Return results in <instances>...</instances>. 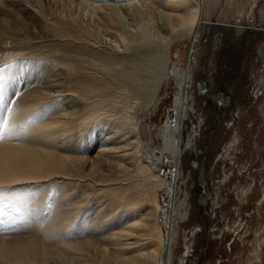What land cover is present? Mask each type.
Wrapping results in <instances>:
<instances>
[{
    "label": "bare ground",
    "instance_id": "6f19581e",
    "mask_svg": "<svg viewBox=\"0 0 264 264\" xmlns=\"http://www.w3.org/2000/svg\"><path fill=\"white\" fill-rule=\"evenodd\" d=\"M28 1L0 0V56H6L11 49L17 51L18 55L25 52L24 47L37 49V53L43 56V60L33 56V51L32 54L29 52L31 56L18 55L19 58L12 62L14 71L11 73L7 70L10 69L8 66L12 59L0 64V93L4 96L6 90L7 95L5 94L4 98L11 102V109L7 114L9 121L7 123L10 125L7 129V138L0 140V176L40 173V178L2 182L0 177L1 188H13L15 192H23L31 201L28 208L30 213L26 219L20 224L14 223L15 226L10 227L12 230L0 235V256L4 257L0 258V264H160V258L164 261L162 264H167V249L169 242L172 241L171 235L164 237L162 228L156 221L146 227L140 226L142 223L140 220L130 221V217L138 206L142 209L145 207V216L149 219L157 210L159 212L161 206L155 197V188L161 174L167 181L163 188L169 200L178 199L182 191L180 185L184 183L185 178L179 180L182 177L180 162L177 156L172 154L174 150L177 151V145L170 142L168 146L172 154L169 156L171 159H164L162 154L156 155L152 148L146 158L137 154L142 142L134 115L136 109L133 111V108L135 106L141 110L147 108L159 91V83L167 75L168 35L176 28L194 33L201 23L205 22L208 25L216 22L203 19L206 0H141L140 4L145 11L139 12L144 17L152 15V10L157 8V11H154L158 13V27L164 29L166 34L161 36L163 40L160 41L155 35L151 36V30H146L147 25L146 28L140 26L141 23L140 32L137 33L136 29L134 33L131 31L132 28L129 31L124 20H119L122 12L120 15L117 13L121 11H118L119 8H127L125 3L120 2L116 5L114 1H109L110 3L106 1L107 5L111 6L112 2L115 4L110 7L105 5V1H101V4H104L101 11L97 8L99 2L91 3L98 4L95 8L99 9L101 14L100 26L102 24L108 28L107 30L102 27L108 32L113 31L109 33H118L119 40L122 38L127 42L137 43L134 44L136 48L128 44L108 45L110 41L104 42L102 39H95L96 37L93 40L94 36L87 39L89 37L87 34L90 33H87L80 24L69 21L67 26L59 27L48 20L49 17L47 18L41 9L37 8V4ZM135 1L137 0L129 4L134 6L138 4L140 8L139 3H134ZM12 4L16 5L19 11H26L30 19L36 20L37 23L41 22L43 28L50 31V35L53 36L50 42L41 43L35 36L30 35L28 37L31 40L28 42L34 45L28 46L21 36V29L17 26L20 15L17 11H11ZM133 9L135 11L137 8ZM134 11L129 15L132 17V14H135L137 18L140 17ZM95 12L97 13V10ZM136 17L132 19L135 21ZM140 18L138 20H142ZM241 28L239 33L243 31V27ZM16 80L21 83L20 87L18 83L15 84ZM109 84L114 85V93L106 91ZM10 87L13 89H9ZM98 92L108 96L114 95L113 100L118 103V106L115 105L109 97L107 102L110 109L107 114L102 113L104 117L98 112L107 106L104 104L106 100L102 99L104 107L100 102L102 100L93 102L86 100V95ZM110 110L114 113H110ZM182 117L183 113L174 116L171 121L173 128L167 132L168 137H173L179 132ZM75 126H78V129L74 131ZM10 130L14 131L16 136L19 134L20 138L10 135L14 134L10 133ZM78 131L85 132L84 137L80 134L82 132ZM93 133L96 134L95 138ZM79 135L82 136V140L79 139ZM183 140L185 141V136ZM186 140L190 142V139ZM238 141L235 131L229 144L232 146ZM161 144L163 149L166 148L165 142L162 141ZM39 147L47 149L48 152H43L38 149ZM55 153L81 161L77 163L78 169L60 170L58 165L63 160L55 156ZM190 153L187 149L183 155ZM30 154L33 156L32 159H29ZM106 157L107 160L114 158L119 161L109 160L107 163L104 161ZM143 160L147 162L145 166H141ZM166 162L167 164L171 162L169 165L173 167H169ZM52 163L56 164L57 168L54 166L42 172L43 164ZM95 163L102 165L101 169L95 168L98 171L90 173L89 170L94 169L91 167ZM103 164L106 170L115 168V174L112 176L106 174L105 177L102 175V179L93 178L92 173L103 174ZM155 169L159 172L156 173ZM136 173L143 175L148 183L140 186L139 182H136L137 179L131 178L132 175L139 178V174ZM124 183L126 184L122 185ZM91 184L96 185L94 192L90 190ZM54 189L64 192L62 194L61 191V194L57 195L59 199L56 200L59 204L56 202L55 207L51 208L49 194ZM112 190H120V193L114 195L111 193ZM105 193H107L105 206L99 207V200L101 197L103 199ZM75 194L77 197L69 200ZM95 198L98 200L91 205ZM17 199L19 201V198ZM89 210L93 212L92 215L89 214ZM162 212L165 215L164 225L167 226L168 212L165 208ZM83 219H86V225L81 230L75 232L67 230L68 226ZM86 231L92 232L91 234L98 233L95 238L100 246L96 242L94 249L89 247L94 242L90 239L92 237L76 239H83L82 244L76 247L77 241L66 240L77 232ZM50 254L47 259L44 258Z\"/></svg>",
    "mask_w": 264,
    "mask_h": 264
},
{
    "label": "rangeland",
    "instance_id": "374dc122",
    "mask_svg": "<svg viewBox=\"0 0 264 264\" xmlns=\"http://www.w3.org/2000/svg\"><path fill=\"white\" fill-rule=\"evenodd\" d=\"M29 1L37 4V8L41 9L40 11L47 18L49 17L48 20L56 23L59 27L67 26V21L73 24H80L87 33H90L87 34L89 35L87 39L94 36L93 40L96 37L95 39H102L101 41L104 42L110 41L108 45L112 46L128 44L136 48L137 43H134L136 44L134 45L127 42L126 39L122 40L120 38L121 40H119L118 33H114L116 34L114 35L109 33L113 31L109 30L108 32V28L104 25L101 24L100 26L101 19L99 17L101 14L97 8H100L101 11L102 6H104L101 1H105V5L110 3L109 1H114L116 5L120 4V2L127 5V8H119L118 11H121L117 13L120 15L122 12L119 20H124L127 28L129 27V31L130 28H132L131 31L137 29L138 33L140 32V26L143 25L145 27L147 25L146 30H151V36L155 35L158 41L163 40L161 36L166 35L163 31L164 29L158 27V13L155 12L157 8L152 10V15L144 17L140 13L144 10V7L140 4L141 0H137L134 3H139L142 9L138 7V4L137 6L136 4L135 6L134 4H129L133 0H117L118 2L116 0H84L86 3L84 1L83 3L82 0ZM97 2L100 5L91 4ZM113 4L112 2L111 6H107L112 7ZM96 5H98L97 8H95ZM132 5L139 10L136 11V9L134 11L133 7L131 8ZM10 8H12L11 11H17L20 15H18L17 26L21 29V36L28 43V46L34 45L28 42L31 40L29 38L30 35L35 36V39L41 43L50 42L53 36L50 35V31L43 28L41 22L37 23L36 20L30 19L26 15V11H19L16 5L12 4ZM96 10L97 13L95 12ZM133 11L134 13L137 12L136 14L141 18H137L135 14H132L133 19L137 18L134 21L129 15ZM204 13V21L207 19L216 21L210 26L209 33L207 34L206 30L207 24L203 22L198 29L196 28L194 33L186 29L176 28L169 34V45L166 52L168 60L167 75L159 83V91L147 108L143 110L139 109L138 106L133 108V111L136 109L134 115L142 142L137 154L143 155L142 158H146L151 148L154 149L156 155L162 154L164 159H168L170 155L175 154L180 162L179 169L182 172V177L179 180L185 178L184 183L180 185L182 191L176 201L175 199L169 200V196L164 193L167 181L161 174L155 188V197L162 210L165 208L168 212L167 226L164 225L165 215L161 208L159 212L157 210V213L153 214V217L149 219L145 216V207L142 209V207L138 206L136 212L130 217V221L140 220L142 222L140 226L146 227L151 226L156 221L161 226L164 237L171 235L172 241L169 242L167 249V264H264V0H206ZM123 15L124 18L122 19ZM142 16L146 19L144 20ZM139 18L142 20H138ZM143 21H146L147 24ZM238 24L243 27V31L240 33L238 29L235 30L232 27ZM9 25L12 26L11 24ZM134 33L136 32L134 31ZM207 41H209V47L206 45ZM99 43L107 45L103 42ZM24 48H26L25 52H20L19 56H31L33 51V56L43 60V56L37 53V49L32 47ZM16 52L11 49L8 54L5 53L7 54L6 56L3 55L4 58L2 55L0 56V64L6 61L9 62L12 59L10 66H8V69L10 68L7 70L8 73L14 71L12 62L19 58ZM202 62L205 63L204 69H201ZM197 75L199 82L203 80L208 83L211 92L210 87L215 85L217 92L213 94L215 93L213 90V98L222 102L216 110L208 106L211 103L206 96L202 95L201 82L195 86V89L194 76ZM17 83L20 87L21 83L19 80H16L15 84L17 85ZM233 85L236 89V95H233ZM9 89H13V87ZM114 89V85L109 84L106 86L107 92L111 91V93H114ZM5 94L7 95L6 90ZM5 94L4 96L6 97ZM97 94L86 95V100L89 99L88 101L93 102L94 100L103 99L106 100L104 104L108 106L109 102L107 100L109 97L113 100L114 96H108L102 92ZM0 96L4 98L2 93H0ZM1 97L0 128H3L2 122L9 123L7 114L11 109V102H8L6 98H4L5 100L1 99ZM205 99L207 104H202ZM103 100L100 102H102L104 107ZM230 104L232 106L229 108ZM115 105L118 106V103H115ZM107 106L105 105L106 108L104 107L98 113L101 115L107 114L108 109H110V106ZM110 113H114L113 110H110ZM181 113H183V117L180 121L179 132L173 137H168L167 132L172 131L171 128H173L171 125L172 119L175 115H180ZM101 115L97 116L100 117ZM103 117L101 116V118ZM77 129L78 126L73 127L74 131ZM182 129H185V141L183 140ZM234 130L237 132L239 141L231 146L229 141L233 137ZM83 131H80L82 133L78 132L81 135L83 134L82 136L84 137L85 132ZM10 133H14L10 134L14 138H20L19 134L16 136L17 134L14 131ZM7 134L8 130L4 129V138H7ZM81 135H79L80 140L83 139ZM186 139H190V142H187ZM162 141L166 143V148L164 149L161 144ZM170 142L177 145V151L174 150L172 154L169 152L168 147ZM198 148L201 149L200 152H197ZM38 149L45 153L48 152L47 149L45 150L42 147ZM187 149L191 153L183 155ZM54 155L63 160L58 165L60 170L65 168L78 169L79 165L77 163L81 162L73 158L62 157L57 153ZM32 158L33 156L30 154L29 159ZM105 159L104 161L107 163L109 160L112 162L119 161L114 158L107 160L108 157ZM98 164L95 163L91 167L94 169H90V173L101 169L102 165ZM114 164L112 163V165ZM141 164V166H145L147 164L146 160H143ZM169 164L172 163L169 162ZM169 164H167L169 167H173ZM43 166L46 168L50 167L48 169L43 167L42 172L50 170L54 166L57 168L54 163L43 164ZM104 167L105 165L103 164V174L92 173V177L102 179L106 174L107 176L115 174V168L113 170L109 168L107 172ZM132 168L138 171L135 166H132ZM155 172L158 173L159 171L155 169ZM133 176L131 177L132 179H137V181H133L139 182L140 186L148 183L143 175L139 174V178H137V175ZM0 177L2 182H10L21 180L22 178H40V173ZM141 178L144 179L142 180ZM91 185L90 190L94 192L96 185ZM69 188V190L72 189L71 186ZM0 190V235H2L12 230L11 226L20 224L22 220L26 219L30 213H28V208L31 201L28 195L25 196L26 194H23V192H15L13 188L3 189L0 187ZM61 191L63 194V190L56 191L54 189L49 194L51 208L55 207L56 202L59 204L56 199H59L57 195H60ZM111 193L117 195L120 190H112ZM106 194H104L103 199L101 197V200H99V207L105 206ZM76 197L77 195L75 194L69 200H73ZM17 198H19V201ZM96 200L98 199L95 198L91 205ZM17 211L19 212L17 213ZM91 212L89 210L90 215L93 213ZM156 215L157 217L159 216L158 222ZM84 225H86V219L68 226L67 230L72 232L79 231ZM91 233L89 231L84 233L77 232L66 240L73 239L77 241L76 247L80 246L83 240L76 239L92 237L90 239L94 242L89 247L94 249L97 242L95 237L98 233ZM50 256L51 254L44 258L47 259ZM0 258L4 257L0 256ZM159 262L162 264L164 261L160 258Z\"/></svg>",
    "mask_w": 264,
    "mask_h": 264
},
{
    "label": "crops",
    "instance_id": "0c3cea01",
    "mask_svg": "<svg viewBox=\"0 0 264 264\" xmlns=\"http://www.w3.org/2000/svg\"><path fill=\"white\" fill-rule=\"evenodd\" d=\"M198 76V75H197ZM196 78V76H194V87L198 84V83H200V82H202L203 80H201L200 82H199V77L197 78V80L195 79ZM205 83H206V85H207V88H206V90H204V92H202V95L203 96H206L207 97V99L209 100V102L211 103L210 105H208V106H211V107H213L215 110L217 109V107H218V105H220L222 102L220 101H218V100H216L215 98H213V95H212V93H213V90L215 91V93H213V94H216V87H215V85H213L212 87H210L211 88V90H212V92L210 91V89H209V85H208V83L206 82V81H204ZM193 87V88H194ZM243 88V87H242ZM233 89H234V94L233 95H236V89L234 88V85H233ZM205 94V95H204ZM212 96V97H211ZM207 102V100L205 99L204 100V102H202V104L204 103V104H207L206 103ZM232 105L230 104V106H229V108L231 107Z\"/></svg>",
    "mask_w": 264,
    "mask_h": 264
},
{
    "label": "water",
    "instance_id": "95a60500",
    "mask_svg": "<svg viewBox=\"0 0 264 264\" xmlns=\"http://www.w3.org/2000/svg\"><path fill=\"white\" fill-rule=\"evenodd\" d=\"M212 24H214V23H210V24H208L207 26H206V30H207V34L209 33L208 31H209V28H210V26L212 25ZM233 27H234V29L236 30V29H238V31H240V30H242V28H241V26H239V25H233ZM210 39H211V37H209ZM210 41V40H209ZM209 41H207V43H206V45L209 47ZM204 67H205V63L204 62H202V64H201V69H204ZM197 78H198V76H196V80H197ZM200 84V83H199ZM198 85V84H197ZM206 88H207V85H206V83L204 82V81H202L201 82V88L200 89H202V91L201 92H204V90H206ZM195 89H196V87H195ZM197 95H198V93H197ZM225 101V100H224ZM223 101V102H224ZM182 134H183V136L185 135V129H182ZM198 151H200V149H197Z\"/></svg>",
    "mask_w": 264,
    "mask_h": 264
},
{
    "label": "snow or ice",
    "instance_id": "6c2138e0",
    "mask_svg": "<svg viewBox=\"0 0 264 264\" xmlns=\"http://www.w3.org/2000/svg\"><path fill=\"white\" fill-rule=\"evenodd\" d=\"M3 128H0V139L4 138V129H8L10 125L7 122H2Z\"/></svg>",
    "mask_w": 264,
    "mask_h": 264
}]
</instances>
